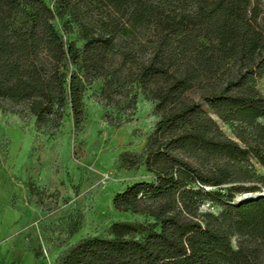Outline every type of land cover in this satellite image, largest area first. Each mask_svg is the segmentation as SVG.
Returning <instances> with one entry per match:
<instances>
[{
	"label": "trees",
	"instance_id": "trees-1",
	"mask_svg": "<svg viewBox=\"0 0 264 264\" xmlns=\"http://www.w3.org/2000/svg\"><path fill=\"white\" fill-rule=\"evenodd\" d=\"M261 12L257 0H0L1 109L23 106L36 126L67 114L79 130L102 79L104 103L118 92L134 110L142 96L156 116L142 151L121 159L150 179L112 197L145 221H113L55 264H264V195L239 199L264 193ZM71 25L81 46L65 39Z\"/></svg>",
	"mask_w": 264,
	"mask_h": 264
},
{
	"label": "rangeland",
	"instance_id": "rangeland-1",
	"mask_svg": "<svg viewBox=\"0 0 264 264\" xmlns=\"http://www.w3.org/2000/svg\"><path fill=\"white\" fill-rule=\"evenodd\" d=\"M257 1L264 16V0ZM63 21L53 20L61 33ZM71 26L65 39L81 46ZM101 86L102 79L89 85L79 130L67 114L58 127L36 126L23 106L4 102L0 108V264H55L80 238L108 236L113 221H145L116 211L112 197L133 181L150 179L143 164L125 168L121 159L142 151L156 120L153 104L138 96L134 110L124 109L118 92L104 103ZM258 87L264 93V78ZM216 119L234 137L232 127ZM257 169L264 175L262 166Z\"/></svg>",
	"mask_w": 264,
	"mask_h": 264
},
{
	"label": "water",
	"instance_id": "water-1",
	"mask_svg": "<svg viewBox=\"0 0 264 264\" xmlns=\"http://www.w3.org/2000/svg\"><path fill=\"white\" fill-rule=\"evenodd\" d=\"M259 195H264V193H262V194H246V195H244L243 197H240L239 199L241 200H253V199H255V198H257Z\"/></svg>",
	"mask_w": 264,
	"mask_h": 264
},
{
	"label": "built area",
	"instance_id": "built-area-1",
	"mask_svg": "<svg viewBox=\"0 0 264 264\" xmlns=\"http://www.w3.org/2000/svg\"><path fill=\"white\" fill-rule=\"evenodd\" d=\"M203 207H204L205 209H211V208H214L209 202H207L206 204H204Z\"/></svg>",
	"mask_w": 264,
	"mask_h": 264
}]
</instances>
